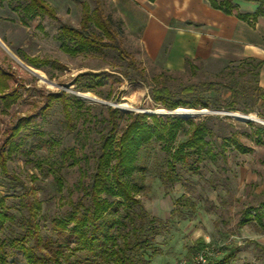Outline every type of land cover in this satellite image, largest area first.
Returning a JSON list of instances; mask_svg holds the SVG:
<instances>
[{"label": "rangeland", "instance_id": "obj_1", "mask_svg": "<svg viewBox=\"0 0 264 264\" xmlns=\"http://www.w3.org/2000/svg\"><path fill=\"white\" fill-rule=\"evenodd\" d=\"M46 1L55 10L57 20L38 17L25 24L6 3L0 7V42L4 45L0 44V69L10 75L9 91L16 90L18 97L8 109L0 104V147L9 129L19 119L31 117L15 140L16 149L7 159L6 174L0 173V200L4 202L0 211L18 219L26 211L17 195L24 192L23 186L33 189L35 192L32 194L42 203L36 220L39 234L43 239L51 235L56 240L48 227L54 217L65 211L68 201L76 200L80 195L77 182L84 177V171L86 174L92 167V155L105 126L107 107L118 109L123 114L120 128L126 123V114L130 113L181 116L151 102L147 97L148 88L143 83L122 79L119 72L126 70L125 65L112 51L90 50L73 56L62 50L58 39L60 28L63 25L80 26L82 2L89 4L91 9L96 5L101 7L117 30L120 45L133 57L148 82L163 73L174 84L237 81L241 85L255 82L257 67L246 62L194 60L195 70L186 65L179 70L168 69L162 64V59L143 55L140 43L126 32L112 0ZM262 10L263 14L264 6ZM262 14L259 16L263 17ZM32 57L48 59L50 63L40 62L35 68L28 61ZM89 72L98 76L85 75ZM58 93H64L67 99L70 125L64 117L63 102L60 99L48 100L50 94ZM75 98L80 103H76ZM123 104L128 108H123ZM44 107L47 108L43 111ZM182 109L197 112L185 119L198 121L210 117L208 123L212 132L223 129L226 137L248 148V152L242 153L233 143L227 144L225 162L221 157L216 162L219 169L207 163L201 175L184 176L191 183L188 187L191 204L197 205L195 216L181 221L171 220L170 231L157 237L158 253L151 257L150 264H178L187 260L195 255L194 248L199 240L206 247L215 249L216 255H223L226 248H236L228 264H264V255L253 244L264 243V217L260 224L254 219L255 210H251V207H256L264 213V144L254 141L257 128L264 127V105L259 103L250 113ZM228 113L252 115L254 118L241 120ZM214 171L218 187L211 188L205 180ZM57 179L63 184L60 192ZM186 190L188 192V188L181 185L166 190L149 174L147 190L141 200L149 216L167 220L174 206L191 213L192 206L180 200ZM246 217L251 221L239 226ZM5 225L9 236L21 237L22 231L15 224L7 220ZM34 244L35 241L29 237L26 245ZM5 264L27 262L21 251L11 249L7 251Z\"/></svg>", "mask_w": 264, "mask_h": 264}, {"label": "trees", "instance_id": "obj_2", "mask_svg": "<svg viewBox=\"0 0 264 264\" xmlns=\"http://www.w3.org/2000/svg\"><path fill=\"white\" fill-rule=\"evenodd\" d=\"M208 1L215 9L235 14L243 20L255 19L262 14L264 6V0H258L259 8L249 14L240 13L234 0ZM5 3L19 15L21 23L27 24L38 17L58 18L55 10L44 0H0V7ZM81 9L78 28L66 25L60 28L58 39L62 50L73 56L90 50L112 51L125 65L126 70L119 72L120 77L146 85L147 97L155 105L170 111L182 107L243 113H250L259 103L264 105V89L258 84L257 71L255 82L241 85L237 81L174 84L163 73L148 82L133 57L120 45L118 32L101 7L96 5L91 9L89 4L82 2ZM28 61L35 68L40 62L50 63L48 59L38 57L28 58ZM193 62L187 58L185 65L195 70ZM85 75L98 76L91 72ZM9 78L10 75L0 69V104L4 109H8L18 98L16 90L9 91ZM52 99L63 102L64 117L70 125L71 113L65 94H50L48 100ZM75 101L80 103L77 98ZM106 112L105 126L92 155V167L86 174L84 171V177L77 182L80 195L76 200L68 201L65 211L54 217L48 227L56 240L51 235H46L44 239L40 236L36 220L42 203L32 194L35 192L33 189L23 186L24 192L17 196H20L26 212L16 219L0 211V264H5L7 251L11 249L21 251L27 264H150L151 257L158 253L157 237L170 231L171 220L181 221L195 216L197 205L191 204L188 187L191 183L184 176L201 175L207 163L219 169L220 165L216 162L218 157L225 162L227 144L233 143L240 152H248V148L226 137L223 129L212 132L208 123L210 117L194 121L176 116L130 113L126 114V123L120 128L123 114L112 107H107ZM30 121L31 117L21 118L9 129L0 147L1 174L7 172V159L16 149L15 140L22 126ZM257 131L254 141L264 144V127H258ZM216 171L205 180L211 188L218 187L213 177L217 175ZM149 174L159 180L166 190L176 185L188 188L180 200L192 206L191 213L174 206L167 220L149 216L141 200L147 190ZM56 183L60 192L62 181L57 179ZM3 205L0 200V206ZM251 210H255L254 219L261 224L264 213L256 207H251ZM7 220L22 231L21 237L8 235ZM250 221L246 217L239 222V226ZM29 237L35 241L34 245H26ZM253 244L264 255V245ZM205 247L199 240L194 251L199 253ZM236 251L234 247L226 248L223 255L208 256L205 264H228Z\"/></svg>", "mask_w": 264, "mask_h": 264}, {"label": "crops", "instance_id": "obj_3", "mask_svg": "<svg viewBox=\"0 0 264 264\" xmlns=\"http://www.w3.org/2000/svg\"><path fill=\"white\" fill-rule=\"evenodd\" d=\"M112 2L126 32L140 43L144 56L162 59L164 67L173 70L181 69L187 58L246 62L257 67V81L264 89V16L243 20L215 9L208 0ZM233 2L240 13L253 14L259 8L258 0Z\"/></svg>", "mask_w": 264, "mask_h": 264}, {"label": "built area", "instance_id": "obj_4", "mask_svg": "<svg viewBox=\"0 0 264 264\" xmlns=\"http://www.w3.org/2000/svg\"><path fill=\"white\" fill-rule=\"evenodd\" d=\"M215 249L205 247L199 253H196L187 260H182L178 264H205L208 256L216 255Z\"/></svg>", "mask_w": 264, "mask_h": 264}, {"label": "bare ground", "instance_id": "obj_5", "mask_svg": "<svg viewBox=\"0 0 264 264\" xmlns=\"http://www.w3.org/2000/svg\"><path fill=\"white\" fill-rule=\"evenodd\" d=\"M0 44L4 47V45L0 42ZM18 60V59H17ZM20 60H18V62H19ZM35 72V71H34ZM40 77L42 78V79H44L43 78V76H41L40 75ZM85 97V96H84ZM122 107L123 108H128V106L126 105V104H123L122 105ZM175 112L177 113H180L179 115H181L182 117H184V118H187L189 115H192V114H195V113H197L196 111H194V110H190V109H182V108H180V109H177V110H175ZM247 117H251V118H254L252 115H247Z\"/></svg>", "mask_w": 264, "mask_h": 264}, {"label": "water", "instance_id": "obj_6", "mask_svg": "<svg viewBox=\"0 0 264 264\" xmlns=\"http://www.w3.org/2000/svg\"><path fill=\"white\" fill-rule=\"evenodd\" d=\"M81 96V95H80ZM175 110H177V109H175ZM174 110V111H175ZM174 111H172V112H170V113H172V114H176ZM201 111H204V112H207V110L206 109H201ZM229 115H231V116H233V117H236V118H238V119H241V120H251L250 118H247V116H245V115H239V114H235V113H228ZM177 115V114H176ZM181 117V116H180ZM183 118V117H182ZM185 119V118H184Z\"/></svg>", "mask_w": 264, "mask_h": 264}]
</instances>
